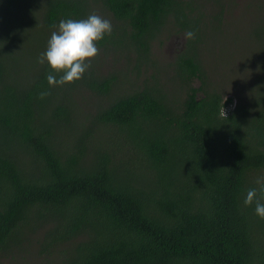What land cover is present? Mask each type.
<instances>
[{"label": "trees", "instance_id": "16d2710c", "mask_svg": "<svg viewBox=\"0 0 264 264\" xmlns=\"http://www.w3.org/2000/svg\"><path fill=\"white\" fill-rule=\"evenodd\" d=\"M192 1L0 0V260L26 241L21 252L38 246L58 264H264V219L244 203L252 188L264 203V63L257 92L230 110L206 87ZM90 3L116 21L96 46L122 50L120 69L50 87L61 74L38 59ZM171 19L196 33L171 68L174 89L148 74L150 42ZM81 92L101 101L91 119Z\"/></svg>", "mask_w": 264, "mask_h": 264}, {"label": "rangeland", "instance_id": "374dc122", "mask_svg": "<svg viewBox=\"0 0 264 264\" xmlns=\"http://www.w3.org/2000/svg\"><path fill=\"white\" fill-rule=\"evenodd\" d=\"M42 1V0H38ZM195 8L204 16L200 32L203 34V43L199 45V58L207 76V89L217 90L224 98H232L236 107L239 99L248 100L257 92L262 76L261 68L264 63V0H193ZM92 11L101 17L110 20L112 26L115 20L101 7L90 3ZM215 18H219L216 21ZM170 23L162 27L161 31L150 42L152 53L151 65L148 74H156L161 84L168 89H174L171 68L176 65L177 57L187 49V41L183 42V33L174 31ZM107 51V53H105ZM103 56L99 53L90 61L91 66L101 67L104 75L114 73L120 69L119 59L125 56L122 50L106 49ZM87 62V61H86ZM170 69V71H169ZM169 71V72H168ZM119 92V91H118ZM84 101L79 105L80 119L86 116L92 118L101 101L93 100L90 95L81 92ZM81 128V122L78 123ZM108 130H99L103 136V143L110 149L124 155V141L118 135L107 133ZM26 241L16 248L14 255H8L0 260V264H58L63 256L54 253L49 259L39 253V247H32L28 253H23ZM22 248V249H21ZM51 260L50 262H47Z\"/></svg>", "mask_w": 264, "mask_h": 264}, {"label": "clouds", "instance_id": "9594fccd", "mask_svg": "<svg viewBox=\"0 0 264 264\" xmlns=\"http://www.w3.org/2000/svg\"><path fill=\"white\" fill-rule=\"evenodd\" d=\"M112 31L110 20L96 13L79 21L61 20L58 30L52 32L46 52L38 59L41 65L46 60L55 73L61 74L58 79L55 75L49 74L47 76L49 86H63L82 79L84 73L91 67L90 61L99 54L97 42L103 40L106 34L111 35ZM195 36L196 33L189 30L184 33L181 40L186 42L195 39ZM48 95L50 92L42 91L39 98L43 100ZM222 114L226 117L224 108ZM256 184L259 185L261 199H264V176L257 178ZM257 194L256 188L249 189L244 203L248 206L255 201V212L264 219V203L257 199Z\"/></svg>", "mask_w": 264, "mask_h": 264}]
</instances>
